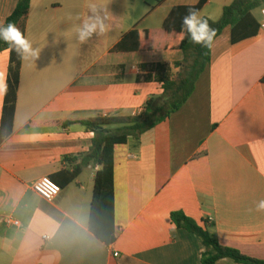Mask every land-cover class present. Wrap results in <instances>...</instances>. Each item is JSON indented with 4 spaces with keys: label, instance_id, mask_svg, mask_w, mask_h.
I'll use <instances>...</instances> for the list:
<instances>
[{
    "label": "crops",
    "instance_id": "1",
    "mask_svg": "<svg viewBox=\"0 0 264 264\" xmlns=\"http://www.w3.org/2000/svg\"><path fill=\"white\" fill-rule=\"evenodd\" d=\"M112 1L32 0L25 38L40 53L22 59L13 129L4 140L11 52H0V264H201L206 248L171 222L176 212L208 225L221 246L264 262V211L257 210L264 201L261 9L256 37L233 44L228 27L214 42L211 66L181 110L116 148V242L108 246L91 232L99 168L83 164L94 133L79 122L136 116L162 96V84L148 79L155 71L143 67L183 61L181 50L156 46V37L164 39L174 8L201 0H164L143 18L134 0ZM18 2L0 0V24ZM233 2L207 0L199 15L219 21ZM91 5L107 31L81 43L77 28ZM134 30L152 31L150 48L114 52ZM44 177L62 189L53 202L33 189ZM9 217L20 226L7 225Z\"/></svg>",
    "mask_w": 264,
    "mask_h": 264
},
{
    "label": "trees",
    "instance_id": "2",
    "mask_svg": "<svg viewBox=\"0 0 264 264\" xmlns=\"http://www.w3.org/2000/svg\"><path fill=\"white\" fill-rule=\"evenodd\" d=\"M31 2L32 0H19L17 7L6 19L4 25L14 23L25 36ZM206 3L207 0H201L196 6L174 8L163 25L164 39L156 37V46L165 45L168 50H181L184 55L183 61L173 65L156 64L143 67L155 71V75H150L148 79L162 84L164 90L162 96L151 99L144 110L136 116L100 115L79 122L94 133L91 150L83 157V164L99 168L95 178L90 230L98 240L108 246L116 242L114 179L116 148L128 144L131 139L139 140L144 134L181 110L192 97L199 79L211 66L212 47L205 48L194 44L186 34H182V19L190 9H195L200 13ZM263 7L264 0H234L231 5L224 8L219 21L206 18L209 25L216 30L214 42L228 27L232 29L233 44L256 37L261 26L255 12ZM113 23L115 24V21ZM152 37L153 33L150 30H134L125 35L114 48V52H136L150 48ZM5 50H10L11 62L1 132L2 140L12 133L22 63V58L15 49L0 39V52ZM175 70L178 71L175 72ZM262 82L264 84V78ZM77 174L79 171L73 178ZM170 220L178 228L197 236L202 241L206 252L201 264H217L224 259L240 264H264L262 261L243 255L236 249L221 246L209 231L208 225L206 229H203L183 213H172Z\"/></svg>",
    "mask_w": 264,
    "mask_h": 264
},
{
    "label": "clouds",
    "instance_id": "3",
    "mask_svg": "<svg viewBox=\"0 0 264 264\" xmlns=\"http://www.w3.org/2000/svg\"><path fill=\"white\" fill-rule=\"evenodd\" d=\"M90 11L92 14L77 28V38L81 43L87 42L93 35H103L107 31L104 18L96 14L98 12L97 7L91 5ZM181 32L186 34L192 43L199 44L205 48L212 47L216 36V30L195 9H190L183 17ZM0 39L13 47L22 59H36L39 56L40 52L33 49L31 42L25 38L24 34L14 23L0 24ZM4 88L5 85L0 82V91H3ZM257 210L264 211V201L259 202Z\"/></svg>",
    "mask_w": 264,
    "mask_h": 264
},
{
    "label": "built area",
    "instance_id": "4",
    "mask_svg": "<svg viewBox=\"0 0 264 264\" xmlns=\"http://www.w3.org/2000/svg\"><path fill=\"white\" fill-rule=\"evenodd\" d=\"M263 25H264V8L260 10ZM34 191L44 200L53 202L62 192L61 187L50 177H44L33 184ZM7 225L20 226V222L9 217L5 219ZM45 239H48L45 237ZM118 257V254H115Z\"/></svg>",
    "mask_w": 264,
    "mask_h": 264
},
{
    "label": "rangeland",
    "instance_id": "5",
    "mask_svg": "<svg viewBox=\"0 0 264 264\" xmlns=\"http://www.w3.org/2000/svg\"><path fill=\"white\" fill-rule=\"evenodd\" d=\"M110 2H113L112 0H109ZM164 0H146V2H147V8L144 10V8H143V2H144V0H134V6H139V7H137V11L135 12V16H140V18H143V16H144V12H146V11H148L149 10V6H150V8H155L156 6H158V4L160 3V2H163ZM115 4V3H114ZM255 15H256V17H258V18H260V13H259V11H256L255 12Z\"/></svg>",
    "mask_w": 264,
    "mask_h": 264
}]
</instances>
